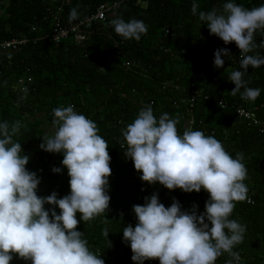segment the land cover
Masks as SVG:
<instances>
[{"label": "trees", "instance_id": "16d2710c", "mask_svg": "<svg viewBox=\"0 0 264 264\" xmlns=\"http://www.w3.org/2000/svg\"><path fill=\"white\" fill-rule=\"evenodd\" d=\"M227 2L0 0V122L20 121L25 126L13 140L30 158L26 169L40 180L37 195L47 197L55 192L60 199L70 193L67 169L61 166L63 154L39 148L42 138L56 130L52 124L54 108L72 105L78 114L97 124L98 134L108 143L109 208L103 216L81 222L76 229L83 232L82 238L91 251H98L104 264H133L122 229L135 227L133 206L143 205L146 197L156 194L165 207L175 200L181 211L191 212L195 205L197 215L204 211L207 200L203 198H209L203 190L184 193L179 189L169 191L158 183H143L125 157L126 146H119L122 130L149 104L157 120L164 113L177 118L179 134L190 127L215 137L233 158L243 154L247 169L244 183L251 202L237 203L230 216L246 225L243 242L233 251L240 254L239 264H264V65L248 68L244 76L247 87L260 89L254 101L242 99L240 93L232 95L235 86L228 76L241 70L239 50L234 43L225 45L210 35L206 23L198 17L199 11H221ZM231 2L247 9L264 5V0ZM112 3H117L116 15L125 22L136 19L147 25L148 31L139 41L115 34L110 21L116 15L90 21L100 4ZM193 3L199 5L197 15L191 12ZM73 8L78 15L70 20ZM55 23L68 29V36L59 42L52 40ZM79 33L82 41L76 39ZM262 39L264 30H257L255 42ZM12 40L23 42L4 48V43ZM225 48L230 56L223 57L222 68H214V52ZM256 53L264 56V49L249 55ZM191 84L198 96L189 109ZM239 107L251 111L259 123L239 117ZM53 168L61 171L53 173ZM52 208L45 205V210ZM54 210L59 214L58 208ZM105 227L109 230L107 238L102 234ZM228 259L225 253L216 264H226ZM11 264L29 262L14 257Z\"/></svg>", "mask_w": 264, "mask_h": 264}, {"label": "clouds", "instance_id": "9594fccd", "mask_svg": "<svg viewBox=\"0 0 264 264\" xmlns=\"http://www.w3.org/2000/svg\"><path fill=\"white\" fill-rule=\"evenodd\" d=\"M198 8L197 3L192 4L193 15H197ZM77 15L73 8L69 19ZM198 17L206 23L210 35L225 45H236L241 70L228 76L235 86L231 93L254 101L260 89L247 87L244 76L248 68L264 65V56L249 55L264 49V39L259 43L254 40L257 30H264V5L247 9L229 0L221 11H199ZM110 26L125 40L139 41L148 31L143 21L125 22L119 15L114 16ZM227 56L230 54L226 48L217 49L213 67L222 68L223 57ZM53 115L56 130L42 138L39 148L63 154L61 166L67 169L70 193L60 199L55 192L47 197L37 195L40 180L26 169L30 158L13 140L25 126L20 121L0 122V264H11L14 257L29 264H104L100 254L91 251L82 238L83 232L76 229L81 222L103 216L109 208L108 143L98 134L97 124L78 114L72 105L54 108ZM178 123L168 113L157 120L152 106L146 105L122 130L119 146H126L124 155L143 183H158L169 191L179 189L184 193L203 190L209 198L199 215L195 205L191 212L181 211L175 200L165 207L156 194L146 197L143 205H134L137 223L122 229L133 264L150 260H158L159 264H216L225 253L230 257L226 264H239L240 254L233 249L243 242L246 225L230 216L237 203L248 199L243 154L233 158L215 137L190 127L181 135ZM60 171L52 169L53 173ZM46 204L53 208L45 210ZM102 234L108 237L107 227Z\"/></svg>", "mask_w": 264, "mask_h": 264}, {"label": "built area", "instance_id": "2783aa9c", "mask_svg": "<svg viewBox=\"0 0 264 264\" xmlns=\"http://www.w3.org/2000/svg\"><path fill=\"white\" fill-rule=\"evenodd\" d=\"M116 6H117V3H112L110 5L100 4L99 7L97 8L96 13L93 15V17L90 19V21H92V20H103L106 15H110V14L112 15V13L115 11V7ZM55 27L56 28L52 31L53 32V35H52L53 39L52 40H54L55 42H59V41H61L62 39L66 38L68 36V29L60 28L58 23H55ZM72 27H75V26H72ZM74 30H75V28H72V31H74ZM76 39H77V41H82L84 38L79 33V34L76 35ZM22 42H23V40H18V41L12 40L10 42L4 43V48L8 49L9 47H15V46L19 45ZM197 96H198V91L194 87V84H191V87H190V98L188 100L189 109H191V107L194 105V101H195V98ZM224 106L225 105H222L223 108H225ZM237 114H238L239 117L245 118V119L251 121L254 124H258L259 123L256 120L255 115L251 111L246 110V109H244L242 107H239L237 109ZM188 124L191 125L192 122L189 120ZM203 200H208V198H203ZM247 202H251V198H248ZM129 252L132 255L130 248H129ZM96 253L99 254L98 251ZM147 264H159V262H157V260H150V261L147 262Z\"/></svg>", "mask_w": 264, "mask_h": 264}, {"label": "water", "instance_id": "95a60500", "mask_svg": "<svg viewBox=\"0 0 264 264\" xmlns=\"http://www.w3.org/2000/svg\"><path fill=\"white\" fill-rule=\"evenodd\" d=\"M112 14H113V15H116V12H113Z\"/></svg>", "mask_w": 264, "mask_h": 264}]
</instances>
